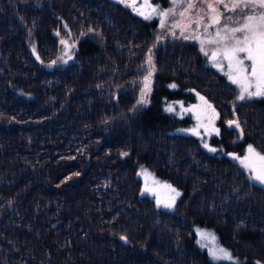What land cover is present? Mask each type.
<instances>
[{"label":"trees","instance_id":"16d2710c","mask_svg":"<svg viewBox=\"0 0 264 264\" xmlns=\"http://www.w3.org/2000/svg\"><path fill=\"white\" fill-rule=\"evenodd\" d=\"M69 35L79 48L52 64ZM157 36L121 0H0V264H264V186L228 154L264 153V96L238 100L195 40ZM197 93L209 143L184 111ZM141 164L181 189L171 209L142 193ZM197 227L237 261L210 257Z\"/></svg>","mask_w":264,"mask_h":264},{"label":"snow or ice","instance_id":"6c2138e0","mask_svg":"<svg viewBox=\"0 0 264 264\" xmlns=\"http://www.w3.org/2000/svg\"><path fill=\"white\" fill-rule=\"evenodd\" d=\"M121 2L127 3L128 0H121ZM182 0H172L173 5H179ZM201 3L207 4V13L210 20L209 24L205 25V31L209 27L214 25H219L221 23V18L223 17V12L221 11V6L224 10L233 13H239L237 18L228 16L224 17L225 19L231 21L232 26L229 24H224L222 28L217 29L215 37L210 39L208 43L211 44H222L221 48H218L211 53V59L215 61L214 66L218 69L223 68V63L218 57H222L223 60L227 61L228 71L225 73L228 79L233 83L238 85L241 88L240 95L238 100H244L246 97L251 98L253 96H264V0H201ZM134 4V0H133ZM145 7L151 8V5L148 3V0H145ZM197 7L193 0H187V6L184 11L180 13L183 17L186 12L190 9ZM152 12H156V8H151ZM140 15L144 16L145 19H149L148 15H145L144 12L139 11ZM170 13H174V9H169L167 12L160 11L159 15L161 17L167 16ZM204 17L200 16L196 21L197 24L203 20ZM163 27V21L161 23ZM185 39L190 37L185 36ZM199 39V37H193ZM61 43H66V41H61ZM200 51L205 55H208V52L204 48V41H201ZM246 61L248 63H246ZM149 65L152 64V59H148ZM152 71H149L148 75L145 76V90L141 93V99L138 101V104L146 103V96L149 89L150 77ZM171 87L175 88L176 85L172 84ZM255 87V91L250 89ZM199 96V94L197 93ZM201 100H204V97H199ZM205 103H207L205 101ZM196 107V106H193ZM211 108V105H208ZM192 109H185L184 111H191ZM167 111H174L172 106L167 108ZM215 112V109H212ZM197 119H200L197 116ZM228 124L235 125L239 128V124L236 121H229ZM202 126V125H201ZM193 134H198L195 129L191 130ZM217 133L219 130H216ZM208 148V145H204ZM210 151H215V149H209ZM249 155H246L241 158L239 156H233V159L241 160V163L244 167L250 168L254 173L253 179L258 181L260 184L264 185V154H261L256 151L253 145H248L247 149ZM123 155H127L124 153ZM142 175H150L144 170ZM156 183H159L156 181ZM164 187L174 193L171 197L161 200L157 197V207L163 205L164 208L171 209L175 202L176 198L181 195V193L173 188L170 184H165ZM145 192H152L151 188L145 186ZM198 234L204 236L203 232L199 230ZM122 240H126V237H121ZM212 239L215 240V236H212ZM209 253L213 259H222L226 258L232 260L231 254L224 248L216 247L209 249Z\"/></svg>","mask_w":264,"mask_h":264},{"label":"rangeland","instance_id":"374dc122","mask_svg":"<svg viewBox=\"0 0 264 264\" xmlns=\"http://www.w3.org/2000/svg\"><path fill=\"white\" fill-rule=\"evenodd\" d=\"M193 2L197 5V7L190 9L188 12L185 13L183 17L180 15V13L183 12L185 7L187 6V0H182V2L179 5H173L172 0H148V3L151 5V8L157 9L156 12H152L151 8L144 6L145 0H140L138 3L129 5V6L137 15L141 16L142 18H144V16L140 15L137 9H139V11L144 12L145 15H148L150 17L149 19H146V20H150V21L155 20L156 28L158 31V36H157L158 42L166 41L168 38H180V37L184 38L185 36H187V37H190L188 38L189 40H195L198 43L199 47L201 48V41H204V48L208 52V55H205L203 52L202 53L206 61L214 66L215 61L211 59V53L212 51L218 48H221L222 44H211V43H208V41L215 37V33L217 29L222 28L224 24H229L230 26H232L231 21L225 19L224 17L231 16L233 17V19H235L237 18L239 13L228 12L224 10L221 6V11L223 12L221 23L219 25H214L212 27H209L207 31H205V25L210 23L208 16L205 15V13H207V4L201 3V0H193ZM169 9H174V13H170L169 15L164 16V17H161L159 15L160 11L167 12ZM200 16H203L204 19L201 20L199 24H197L196 21L198 20ZM162 21H163V27L161 26ZM193 37H199V39H195ZM62 40L66 41V43H61ZM59 41L61 43L60 53L58 55V59L56 60V62L52 64L64 65L73 57V52L75 51V49L79 48L80 40L76 37H73V35H69V36L60 37ZM149 57L151 56L148 55L145 60L147 71L145 75L143 76V78L141 79L142 84H141V90H140V95L138 99V101H140L141 93L143 90H145L144 78L145 76L148 75L149 71H152V75L150 77V82H149V89H148L147 96H146V103H144V105L149 104L150 96L154 89L153 82H154L155 73H156V69H155L152 57H151L152 64L149 65L148 63ZM218 59H220L221 62L223 63V68L222 69H218L217 67L216 68L222 74L225 75V73L228 71L227 61L223 60L222 57H218ZM246 63L248 62L246 61ZM225 76L227 77V75ZM237 87H238L239 95H240L241 88L238 85ZM250 90L255 91V87L253 86V88ZM199 97L200 96L198 97L195 96L194 100L192 99L188 100L187 101L188 104H186L185 106L188 109L189 108L192 109L191 113H192V118L194 120L195 125L191 129H195L198 135L203 136L204 139L207 140L206 143H209V137H211V135L218 134L216 131L217 126H216L215 113L210 108L205 106L204 101L201 100ZM193 106H196V107H193ZM197 116H199L200 119H197ZM231 126H235V125H231ZM248 145H253V144L244 143L243 145H240L239 148H237L236 150L229 151L228 154L231 155L232 157L234 155L239 156L242 160L244 156L249 155L247 151ZM253 147L256 149L257 152L264 154L263 152L259 151L254 145ZM212 148L215 149V147L213 146ZM241 160H237V161L244 168L247 176L250 179L256 181L255 179L252 178L254 175L252 170L250 168L244 167L243 164L241 163ZM144 170H146L147 173H149L150 175H142L141 173ZM138 175H139V178L141 179L142 193L152 196L155 202L157 201V197H159L161 200H165L171 197L172 195H174V193L170 192L169 189L164 187L165 184H170L173 188L177 189L180 193L182 192L178 186L174 185L173 183H171L170 181L166 179L161 178L151 168L143 164L139 166ZM156 181H158L159 183H156ZM145 186H147L148 188H151L153 191L145 192L144 191ZM179 197L176 198V201L178 200ZM196 229L205 234L204 236H201L198 234V231H197L196 240L202 247L205 248L207 254L210 257L212 256L209 253V249L220 247V248L226 249L231 254L233 259L228 260L226 258H222L218 260L228 261V262L237 261V257L231 252V250L227 246L221 243L216 231L208 227H197ZM212 236H215V240L212 239Z\"/></svg>","mask_w":264,"mask_h":264},{"label":"water","instance_id":"95a60500","mask_svg":"<svg viewBox=\"0 0 264 264\" xmlns=\"http://www.w3.org/2000/svg\"><path fill=\"white\" fill-rule=\"evenodd\" d=\"M140 0H134V4L138 3ZM124 3V2H123ZM126 5H133V0H128L127 3H124Z\"/></svg>","mask_w":264,"mask_h":264}]
</instances>
